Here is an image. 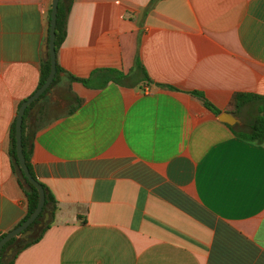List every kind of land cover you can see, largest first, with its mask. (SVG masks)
<instances>
[{"label": "crops", "instance_id": "0c3cea01", "mask_svg": "<svg viewBox=\"0 0 264 264\" xmlns=\"http://www.w3.org/2000/svg\"><path fill=\"white\" fill-rule=\"evenodd\" d=\"M50 1L0 0L4 233L26 210L8 133L36 89ZM55 63L21 120L55 210L11 264H264V142L192 94L219 113L234 93L264 96V0H72ZM106 68L129 78L92 75Z\"/></svg>", "mask_w": 264, "mask_h": 264}, {"label": "trees", "instance_id": "16d2710c", "mask_svg": "<svg viewBox=\"0 0 264 264\" xmlns=\"http://www.w3.org/2000/svg\"><path fill=\"white\" fill-rule=\"evenodd\" d=\"M71 1L72 0L57 1L55 24H54V40H53L54 52L64 37L65 16L68 12ZM48 69H49L48 58L41 60L39 65V77H38L36 89L43 83L45 77L47 76ZM132 70L136 75H138V77L141 80L148 82V77L143 67L141 66L140 62L137 59H135L133 62ZM59 72H61V68L55 63V72L53 75V79L51 80L49 85H51L55 81ZM96 72L104 74L106 76L105 80L110 79L120 84L124 83V81L129 78V72L124 74L118 70L111 68L96 69L92 72V75ZM66 77L69 80H75L81 82L84 85H87L90 79V76L87 78H78L71 76L69 74H66ZM102 84H104V81L101 83V85ZM192 94L195 95L201 101V103L206 109L210 110L215 115L219 114V110L216 109L214 106H212L200 93L192 92ZM79 102L80 100L77 99L76 104H78ZM30 106L31 103L25 107L23 111L22 119L24 118ZM225 111L229 114H232L235 117H239L240 115L248 116V119L246 121H243L240 118L239 124L228 125L232 129V132L235 136L239 137L242 140L254 142L257 144H261L264 142V96L257 94H250V93H234L229 98ZM13 129H14V120L10 124L9 133H8L9 142H10L8 148V154L12 161L13 170L17 175V180L20 186H22L26 198V210L22 218L15 225L17 226L30 214V212L35 207L37 201V193L36 190L33 188V186H31L29 183L25 181V179L21 175L20 170L18 169L17 160L15 158V152H14ZM31 139H32V132L24 134L23 126H22L21 135H20L22 154L24 157L26 167L30 172V174L32 175L28 161L32 146ZM40 185L44 189L43 205L41 207L40 212L37 214L36 218L26 228L29 230H33L36 227V225L40 223V220L43 218V215L45 213L48 215L47 221L44 222L37 229L36 233L30 235L29 237H27L26 240H22L20 243L16 237H12L9 240H7L0 249V264H11L17 252L22 248H24L25 246L36 242L41 237L45 229L48 228L49 224L51 223L53 213L55 210L54 199L51 196L50 192L47 190V188L41 183ZM4 234H5L4 232H0V237L3 236ZM12 246H14L12 252L9 255L5 256L6 250Z\"/></svg>", "mask_w": 264, "mask_h": 264}, {"label": "water", "instance_id": "95a60500", "mask_svg": "<svg viewBox=\"0 0 264 264\" xmlns=\"http://www.w3.org/2000/svg\"><path fill=\"white\" fill-rule=\"evenodd\" d=\"M58 0H51L50 1V8H49V17L45 25L44 35L41 43V58L42 60L48 58L49 62V69L47 76L45 77L43 83L35 89V91L28 96L24 101L20 103L17 108L15 119H14V129H13V139H14V152L15 158L17 160L18 169L21 172V175L25 179L27 183H29L33 188L36 190L37 193V201L36 205L30 214L17 226L5 232L3 236L0 237V249L2 245L12 237H16L19 243L22 240H26L27 237L36 233L37 229L47 221L48 215L45 213L43 218L40 220V223L36 225L33 230H29L26 227L36 218L37 214L40 212L41 207L43 205L44 200V189L40 185L39 182L30 174L28 171L24 157L22 154V148L20 143V135H21V120L24 108L33 100H38L39 95L48 87L49 83L53 79V75L55 72V52H54V24H55V13H56V6ZM37 109L36 105H33L30 109V113H34ZM217 120L228 125L239 124L240 121L238 118L234 117L232 114L227 112H220L216 116ZM17 244V243H16ZM14 246L8 248L6 250L5 256L9 255Z\"/></svg>", "mask_w": 264, "mask_h": 264}, {"label": "rangeland", "instance_id": "374dc122", "mask_svg": "<svg viewBox=\"0 0 264 264\" xmlns=\"http://www.w3.org/2000/svg\"><path fill=\"white\" fill-rule=\"evenodd\" d=\"M243 121H246L248 119V116H243V115H240L239 116Z\"/></svg>", "mask_w": 264, "mask_h": 264}]
</instances>
